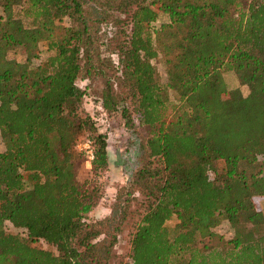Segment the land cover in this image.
<instances>
[{"label":"trees","instance_id":"obj_1","mask_svg":"<svg viewBox=\"0 0 264 264\" xmlns=\"http://www.w3.org/2000/svg\"><path fill=\"white\" fill-rule=\"evenodd\" d=\"M15 6L29 21L0 17V264H109L134 191L143 211L126 264H264L253 201L264 199V3L0 0L3 12ZM40 41L51 53L32 64ZM14 47L22 61L7 57ZM223 70L249 95L222 100ZM79 78L100 80L104 113L147 131L131 178L91 221L106 136L80 108ZM169 91L181 107L166 125ZM85 136L93 156L81 181L74 144ZM221 216L240 224L228 238L213 230Z\"/></svg>","mask_w":264,"mask_h":264},{"label":"rangeland","instance_id":"obj_2","mask_svg":"<svg viewBox=\"0 0 264 264\" xmlns=\"http://www.w3.org/2000/svg\"><path fill=\"white\" fill-rule=\"evenodd\" d=\"M6 14L11 15L12 19L18 22L20 19L24 23H28L29 21V18L23 15L22 9H20L19 6L9 8L8 11L4 12L3 9L0 8V17L2 18ZM166 20V14L159 13L155 26ZM60 22L66 24L67 20L61 19ZM106 38H108V33H106L105 30L99 32L98 40L101 41ZM110 39L111 44L109 47H112L115 40H112V37ZM50 53L51 52L46 49L44 41H40L38 44V56L32 60V64L43 60ZM110 56L112 60L116 58L113 53L110 54ZM7 57L22 61L23 53L21 47H14L11 49L7 53ZM151 63L156 69L157 81L159 83H164L166 75L162 61L155 58L151 60ZM221 74L225 83V91L221 95L222 100L249 95L248 86L239 84L232 72L223 70ZM76 84L85 90L80 104L82 112L92 118L96 131L105 133L106 136L107 167L100 178V180H102L100 183V198L87 216V219L91 221L108 214L109 207L114 200L118 188L127 184L131 178V174L139 162L140 151L138 145L147 135V131L145 127L138 125H135L132 128H126L123 125L121 116L116 111L110 114L104 113L101 108V99L99 98V91L101 88L100 80L96 79L89 82L87 79L79 78L76 80ZM186 91L187 90L182 87L178 93L181 94ZM178 93L173 94L169 91L168 102L166 103L163 117L166 125H168L170 118L180 110L179 107H181V102L178 100ZM2 149L3 145L0 142V151ZM88 168L89 167L85 166L83 160L77 170V178L79 180L82 181L89 178L90 173ZM132 195L133 198L127 206L126 217L117 234V240L111 249L110 258L108 259L109 264H126L128 262L130 233L133 231L135 224L143 211L140 195L135 191ZM121 196H123V194H121ZM253 201L255 207L264 217V199L262 196H254ZM175 222V217L171 216L165 221V225L170 229ZM238 226H240V224L236 218L230 220L225 216H221L220 222L213 228V230L221 234L224 238H228ZM245 226L249 227L246 224ZM6 229L8 230V227H6ZM171 264H174V262Z\"/></svg>","mask_w":264,"mask_h":264},{"label":"built area","instance_id":"obj_3","mask_svg":"<svg viewBox=\"0 0 264 264\" xmlns=\"http://www.w3.org/2000/svg\"><path fill=\"white\" fill-rule=\"evenodd\" d=\"M263 2L264 0H256ZM74 148L82 155L86 167L90 166V161L93 156L91 139L89 137L79 138L75 141Z\"/></svg>","mask_w":264,"mask_h":264}]
</instances>
